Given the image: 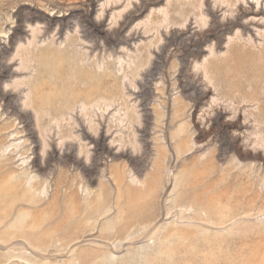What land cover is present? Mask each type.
<instances>
[{"label": "rangeland", "instance_id": "1", "mask_svg": "<svg viewBox=\"0 0 264 264\" xmlns=\"http://www.w3.org/2000/svg\"><path fill=\"white\" fill-rule=\"evenodd\" d=\"M0 151V264H264V0H0Z\"/></svg>", "mask_w": 264, "mask_h": 264}, {"label": "bare ground", "instance_id": "2", "mask_svg": "<svg viewBox=\"0 0 264 264\" xmlns=\"http://www.w3.org/2000/svg\"><path fill=\"white\" fill-rule=\"evenodd\" d=\"M42 55H43V54H42ZM50 55H51V54H50ZM45 56H46V55H45ZM62 58H63V57H62ZM49 59H50V58H49ZM59 59H60V58H59ZM60 60H61V59H60ZM58 61H59V60H58ZM32 84H33V83H32ZM36 85H37V84H36ZM36 85H35V86H36ZM29 88H30V87H29ZM39 94H40V93H39ZM31 96H32V95H31ZM36 97H37V96H36ZM102 97H103V96H102ZM28 98H30V97H28ZM98 98H99V97H98ZM98 98H97V99H98ZM40 99H41V98H40ZM29 100H30V99H29ZM101 100H102V99H100V101H101ZM108 100H109V99H108ZM34 101H35V100H34ZM96 101H97V100H96ZM96 101H95V102H96ZM42 102H45V100H44V101L42 100ZM92 102H93V101H92ZM106 102H107V101H106ZM109 102H110V101H109ZM111 102H112V101H111ZM96 103H98V102H96ZM40 104H41V103H40ZM93 104H94V102H93ZM82 105H83V104H82ZM89 105H90V104H89ZM95 105H96V104H95ZM105 105L107 106V104H105ZM108 105H110V104L108 103ZM28 106H29V104H28ZM87 106H88V105H87ZM84 107H85V105H84ZM107 107H108V106H107ZM40 108H41V107H40ZM104 108H106V107H104ZM69 109H70V108H69ZM102 109H103V108H102ZM32 110H33V109H32ZM40 110H41V109H40ZM42 110H43V109H42ZM106 110H107V109H106ZM38 112H39V111H38ZM38 112H37V113H38ZM41 112H42V111H41ZM43 112H44V110H43ZM39 114H40V113H38V115H39ZM35 115H37V114H35ZM38 115H37V116H38ZM61 115H62V114H61ZM36 118H37V117H36ZM37 120H39V119H37ZM14 126H15V125H14ZM8 131H9V130H8ZM10 131H11V130H10ZM17 132H19V131L16 130V132L13 133V134H17ZM9 135H10V134H9ZM18 135H20V134L18 133ZM14 136H16V135H14ZM8 137H10V136H8ZM8 137H7L6 139H8ZM11 137H12V136H11ZM16 137H17V136H16ZM66 137H67V136H65V138H66ZM68 137H69V136H68ZM12 138H13V137H12ZM14 138H15V137H14ZM17 138H18V137H17ZM65 138H64V139H65ZM11 140H12V139H11ZM5 144H6V143H5ZM11 144H12V143H11ZM18 144H20V143H18ZM18 144L16 143L15 145H18ZM7 146H8V145H7ZM7 146H6V147H7ZM10 146H11V145H10ZM12 146H14V144H13ZM4 147H5V146H4ZM6 147H5V148H6ZM1 148H2V147H1ZM7 148H8V147H7ZM7 148L4 149V150L6 151ZM2 150H3V149H2ZM4 150H3V152H4ZM14 151H15V149H14ZM0 152H1V151H0ZM3 152H1L2 155H3ZM1 153H0V154H1ZM9 153L11 154L12 152L9 151ZM17 153H18V152H16L14 155H17ZM6 154H8V153H6ZM10 154H9V155H10ZM3 156H6V155H3ZM10 156H11V155H10ZM10 156H9V157H10ZM18 156H19V155H18ZM0 157H1V156H0ZM12 157H13V154H12ZM65 158H66V157H65ZM67 159H68V158H67ZM12 160H13V159H12ZM65 160H66V159H65ZM8 161H9V160H8ZM23 161H24V160H23ZM12 163H13V162H12ZM16 165H17V164H16ZM8 166H9V165H8ZM42 167H43V166H42ZM18 168H19V167L17 166V169H18ZM32 168H33V166H32ZM43 168H44V167H43ZM27 169H28V168H27ZM38 169H39V168H38ZM15 170H16V169H15ZM22 170H23V169H22ZM27 171H29V169H28ZM34 171H35V170H34ZM23 173H24V172H23ZM16 175H17V173H16ZM27 175H28V173H27ZM28 177H29V176H28ZM29 178H30V177H29ZM31 178H32V177H31ZM33 178H35V177H33ZM27 179H28V178H27ZM43 179H44V178H43ZM29 180H30V179H29ZM29 180H28V181H29ZM31 180H32V179H31ZM22 181H23V180H22ZM26 181H27V180H26ZM40 181H41V180H40ZM44 181H45V179H44ZM29 183L32 184L31 182H29ZM54 183H55V182H54ZM26 184H27V183H26ZM43 184H44V183H43ZM28 185H29V184H27V188H28ZM32 185H33V184H32ZM32 185H30V186L32 187ZM30 186H29V187H30ZM31 187H30V188H31ZM61 187H62V186H61ZM25 188H26V187H25ZM28 189H29V188H28ZM40 191H41V189H40ZM58 191H61V189L58 190ZM58 193H59V192H58ZM18 194H19V193H18ZM36 196H37V195H36ZM59 197H61V196H59ZM263 200H264V199H263ZM66 207H67V206H66ZM69 208H70V207H69ZM97 210H98V209H97ZM244 212H245V211H244ZM96 213H97V212L95 211V214H96ZM210 214H211V213H210ZM243 214H244V213H243ZM235 216H236V215H235ZM237 216H238V215H237ZM92 217H93V216H92ZM233 217H234V216H233ZM94 218H95V217H94ZM210 218H211V216H210ZM208 219H209V218H208ZM208 219H207V220H208ZM97 220H98V219H97ZM208 223H211V222L209 221ZM212 223H213V222H212ZM216 223H217V222H216ZM63 224H64V223H63ZM214 224H215V223H214ZM234 224H235V223H234ZM234 224H233V225H234ZM101 229H103V228H101ZM93 230H94V229H93ZM98 230H99V229H98ZM98 230H97V231H98ZM257 230H258V233H259V228H258ZM260 230H262V229H260ZM100 232H102V230H101ZM260 232H261V231H260ZM260 235H261V234H260ZM89 236H90V235H89ZM19 237H20V236H19ZM84 237H85V235H84ZM86 237H88V236L86 235ZM20 239H21V237H20ZM80 240H81V239H80ZM64 241H65V240H64ZM64 241H63V242H64ZM76 241H78V240H75V242H76ZM210 241H211V240H210ZM29 242H30V241H29ZM66 242H67V241H66ZM79 242H80V241H79ZM212 242H213V241H212ZM76 243H77V242H76ZM55 245H56V244H55ZM262 247H263V246H262ZM261 249H263V248H261ZM258 255H259V251H258ZM257 257H258V256H257ZM254 259H255V258H254ZM251 262H252V263H249V264H253V263H254L253 261H251Z\"/></svg>", "mask_w": 264, "mask_h": 264}]
</instances>
